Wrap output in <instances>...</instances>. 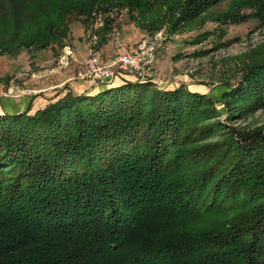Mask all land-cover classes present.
Masks as SVG:
<instances>
[{"label":"trees","instance_id":"obj_1","mask_svg":"<svg viewBox=\"0 0 264 264\" xmlns=\"http://www.w3.org/2000/svg\"><path fill=\"white\" fill-rule=\"evenodd\" d=\"M220 1L0 0V55L61 45L74 13L125 8L174 32ZM213 17L264 25V0ZM129 76L0 111V264H264V126L226 127L215 98ZM228 88L226 119L264 106V45Z\"/></svg>","mask_w":264,"mask_h":264},{"label":"rangeland","instance_id":"obj_2","mask_svg":"<svg viewBox=\"0 0 264 264\" xmlns=\"http://www.w3.org/2000/svg\"><path fill=\"white\" fill-rule=\"evenodd\" d=\"M229 1L221 0L174 32L167 25L159 29L143 27L142 20L130 17L125 8L96 10L88 18L74 13L68 19V33L61 45L52 44L41 50L23 49L17 55H0V100H26V91L32 92L31 96H38L40 92L63 88L65 84L52 86L62 82L64 76L75 74L76 69L72 70L75 66H65L60 62L65 47L76 49L84 58L96 49L104 62H110L129 46L155 38L157 49L150 79L157 88L178 84L215 98L220 114L218 118L226 127L247 129L264 126V106L255 108L243 118L228 120L220 102L222 92L239 81L243 68L264 45V25L258 21L249 19L238 24H222L214 20V14L224 10ZM106 21L111 23L110 31L105 33L107 41L98 44L99 32ZM205 31L214 34L199 44L188 42L191 37ZM221 32L223 35L219 36ZM198 50L206 52L193 55ZM74 79L78 80L75 75ZM218 136L214 134L207 140L218 139Z\"/></svg>","mask_w":264,"mask_h":264},{"label":"built area","instance_id":"obj_3","mask_svg":"<svg viewBox=\"0 0 264 264\" xmlns=\"http://www.w3.org/2000/svg\"><path fill=\"white\" fill-rule=\"evenodd\" d=\"M156 49V39H147L139 45L129 46L110 62H104L100 53L93 49L88 57L78 60L74 75L76 79L89 82L94 86L109 84L122 73L132 75L139 80L148 79L151 78ZM71 54V49L65 47L64 53L60 56V62L68 66ZM31 93L24 92L26 96H31Z\"/></svg>","mask_w":264,"mask_h":264},{"label":"crops","instance_id":"obj_4","mask_svg":"<svg viewBox=\"0 0 264 264\" xmlns=\"http://www.w3.org/2000/svg\"><path fill=\"white\" fill-rule=\"evenodd\" d=\"M81 46H83V45H81ZM71 51H72V54L69 57V63H70L69 66H72V65L75 66V67H72V70H74V68H77L78 60H80V58L82 59V57L84 58V55L79 54L76 49H71ZM63 84H65V86H68L69 88H71L75 92L91 90V89H95L97 87V86H95V87L92 86L89 82H86V81L75 80L74 74H72V76L70 74L64 76L62 82H60L59 84H56L52 87L61 86ZM56 91L57 90L48 91L46 93L40 92V94H38V96H35V95L34 96H28L26 100H20V101L17 99H14V100L13 99H11V100L7 99L8 100L7 102L0 100V111H4V112H8V113H19V112L25 110L32 100H33L32 108H37L39 106H42L49 97H51L52 95H54L56 93ZM13 106L15 107V109Z\"/></svg>","mask_w":264,"mask_h":264}]
</instances>
